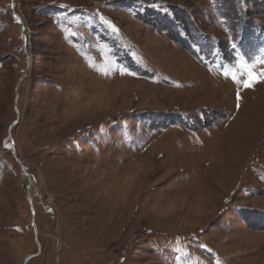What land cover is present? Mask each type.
<instances>
[{
  "label": "rangeland",
  "instance_id": "obj_1",
  "mask_svg": "<svg viewBox=\"0 0 264 264\" xmlns=\"http://www.w3.org/2000/svg\"><path fill=\"white\" fill-rule=\"evenodd\" d=\"M12 8L0 0V264H264V82L243 87L264 72V0ZM210 42L229 67L209 68Z\"/></svg>",
  "mask_w": 264,
  "mask_h": 264
},
{
  "label": "water",
  "instance_id": "obj_2",
  "mask_svg": "<svg viewBox=\"0 0 264 264\" xmlns=\"http://www.w3.org/2000/svg\"><path fill=\"white\" fill-rule=\"evenodd\" d=\"M14 1L15 0H11L12 2V5H13V8H12V12L14 13ZM16 19L21 23V28H20V31H21V36H22V41H23V45H24V48L26 47V42H27V39L24 35V23H23V20L19 17V16H15ZM25 77V75L22 77L21 81L18 83V86H17V89H16V101H15V111H16V115L19 119V111H18V100H19V97H18V89H19V86L23 80V78ZM15 125V123L13 124V126ZM9 140H10V144H11V150H12V153L13 155L15 156V159L16 161L18 162V164L20 165V167L22 168V174L28 178V179H31L32 177L26 172V168L24 167V165H22L20 159L17 157L16 155V146L14 144V141H13V138H12V135L11 133H9ZM33 180V179H32ZM30 193H31V189L28 188L27 189V195L28 197L30 198ZM28 203L30 205V209H31V212H32V220H33V227H34V230H35V240H36V244L39 248V252H40V244L38 243V231H37V227H36V224H35V217H36V211H35V208H34V205L32 203V200L31 198L28 200ZM37 255H33V256H29L26 260V263L29 262V260H31L32 258L36 257Z\"/></svg>",
  "mask_w": 264,
  "mask_h": 264
},
{
  "label": "trees",
  "instance_id": "obj_3",
  "mask_svg": "<svg viewBox=\"0 0 264 264\" xmlns=\"http://www.w3.org/2000/svg\"><path fill=\"white\" fill-rule=\"evenodd\" d=\"M246 23L247 22H245V26H244V28H246V29L249 28L250 30H253L254 28L259 27L258 25H255V24L250 23L249 25H247ZM217 44L215 45L213 42H210V44H208L209 47H207V49L205 50L208 57L211 58L213 56V58H214V62L213 63L210 62L208 64V66H209V68H212V69H224L226 67H229L230 65L224 66L223 64H216V58L220 54L223 56L226 54L225 49H222L219 43H217Z\"/></svg>",
  "mask_w": 264,
  "mask_h": 264
},
{
  "label": "snow or ice",
  "instance_id": "obj_4",
  "mask_svg": "<svg viewBox=\"0 0 264 264\" xmlns=\"http://www.w3.org/2000/svg\"><path fill=\"white\" fill-rule=\"evenodd\" d=\"M233 48L236 47L235 44L232 45ZM264 82V72L259 74H253L250 73L248 76V80L243 84L244 88H252L255 86L256 83ZM240 95L239 92H237V102L239 103Z\"/></svg>",
  "mask_w": 264,
  "mask_h": 264
},
{
  "label": "bare ground",
  "instance_id": "obj_5",
  "mask_svg": "<svg viewBox=\"0 0 264 264\" xmlns=\"http://www.w3.org/2000/svg\"><path fill=\"white\" fill-rule=\"evenodd\" d=\"M26 179H27V181H29V182H30V189H31V191H32V192L30 193V197H32V196H33V194H32V193H34V192H33V189H32V188H33V186H32V185H33V183H34V182H33L32 178H31V179H28V178H26Z\"/></svg>",
  "mask_w": 264,
  "mask_h": 264
}]
</instances>
